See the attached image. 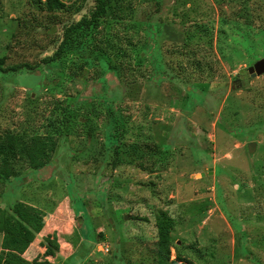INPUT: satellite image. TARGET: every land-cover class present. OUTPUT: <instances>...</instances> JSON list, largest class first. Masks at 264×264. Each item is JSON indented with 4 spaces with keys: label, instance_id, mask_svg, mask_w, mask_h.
<instances>
[{
    "label": "rangeland",
    "instance_id": "1",
    "mask_svg": "<svg viewBox=\"0 0 264 264\" xmlns=\"http://www.w3.org/2000/svg\"><path fill=\"white\" fill-rule=\"evenodd\" d=\"M43 1L0 0V133L56 144L51 164L15 161L0 182L34 258L155 264L162 211L168 264H264V73L247 72L264 58V0H109L49 63L96 0Z\"/></svg>",
    "mask_w": 264,
    "mask_h": 264
},
{
    "label": "trees",
    "instance_id": "2",
    "mask_svg": "<svg viewBox=\"0 0 264 264\" xmlns=\"http://www.w3.org/2000/svg\"><path fill=\"white\" fill-rule=\"evenodd\" d=\"M42 6L49 11L59 10L63 7V2L61 0H44ZM108 7L109 0H96V5L90 11L88 17H81L76 22L67 25L60 42L54 48L51 55L42 57L41 61L49 63L60 60L66 49L70 34L77 31V29H86L94 26L98 18L105 16ZM92 55L97 59L105 57L102 48H98L97 50L95 48V52ZM24 66L27 67V64L18 63L8 66V69L15 70ZM55 145L54 138L49 134L19 135L12 132L0 133V182L20 175V171L12 167V163L15 161H23L27 167L37 171L51 164ZM115 160L112 164L116 163ZM17 218L15 212L12 210L8 211L7 208L0 207V264H49L47 260L41 261L35 258L27 260L22 256V253L28 246V240L20 235L17 229ZM172 224V218L168 217L165 212L160 211L157 214L155 219L157 240L153 251L155 264H168V247L171 242L169 229L172 227ZM80 232L78 230V233ZM45 239L47 241L48 239L51 240L52 236ZM49 243H53L52 249L58 250L59 244L56 239Z\"/></svg>",
    "mask_w": 264,
    "mask_h": 264
},
{
    "label": "crops",
    "instance_id": "3",
    "mask_svg": "<svg viewBox=\"0 0 264 264\" xmlns=\"http://www.w3.org/2000/svg\"><path fill=\"white\" fill-rule=\"evenodd\" d=\"M14 206H15V208H17L21 212H25L26 214H28L31 217V218L29 217V219L31 220L32 224L35 225V230H36L37 234H39L41 231L46 229V228H44V224H43V226L41 225L42 222L38 223L33 218L34 216L40 215L39 213H37L34 210V207L30 206L29 204L22 203V202L15 204ZM27 209H29V210H27ZM55 220L56 219H53V221L50 222V225L56 223ZM29 238L32 240V242L29 241L27 248L22 253V256L27 260H30L36 256H39V254L41 253V249H42L41 246H39L38 238L36 237V235H33L31 233V235H29ZM67 256H68V254L63 255L61 258L65 259ZM57 257H59V256H57ZM50 259H52V258H50Z\"/></svg>",
    "mask_w": 264,
    "mask_h": 264
},
{
    "label": "water",
    "instance_id": "4",
    "mask_svg": "<svg viewBox=\"0 0 264 264\" xmlns=\"http://www.w3.org/2000/svg\"><path fill=\"white\" fill-rule=\"evenodd\" d=\"M247 72L250 75H259L261 73H264V58H260L256 60L253 64L249 65L247 67ZM254 145L253 142L249 143V146Z\"/></svg>",
    "mask_w": 264,
    "mask_h": 264
},
{
    "label": "built area",
    "instance_id": "5",
    "mask_svg": "<svg viewBox=\"0 0 264 264\" xmlns=\"http://www.w3.org/2000/svg\"><path fill=\"white\" fill-rule=\"evenodd\" d=\"M105 250H107V248H105Z\"/></svg>",
    "mask_w": 264,
    "mask_h": 264
}]
</instances>
